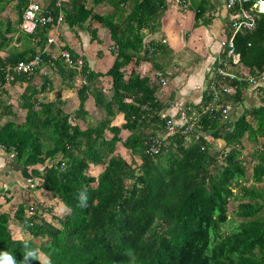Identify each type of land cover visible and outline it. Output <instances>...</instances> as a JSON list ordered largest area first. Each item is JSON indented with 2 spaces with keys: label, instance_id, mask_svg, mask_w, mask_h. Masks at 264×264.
Segmentation results:
<instances>
[{
  "label": "trees",
  "instance_id": "obj_1",
  "mask_svg": "<svg viewBox=\"0 0 264 264\" xmlns=\"http://www.w3.org/2000/svg\"><path fill=\"white\" fill-rule=\"evenodd\" d=\"M80 1L75 11L62 13L63 23L85 28L94 40L97 32L91 29L92 21L109 27L115 48L111 51L116 55L113 65L107 72H94L86 58L65 46L63 50H69L71 58L61 52L55 68L69 86L77 77L83 80L77 90L75 114L64 112L66 102L60 91L51 100L50 78L44 77L40 86L35 84L36 69L15 74V79L27 82L18 101L27 110L25 120L0 124V147L8 156L15 153L13 162L1 172L29 170L31 174L25 178L38 177L36 188L54 193L65 206L58 226L41 215L45 207L20 203L14 213L30 234L25 238L48 255L52 264H264V189L243 183L247 168L242 157L246 135L255 142L264 136V104L247 109L238 118L232 137L219 153L214 152L207 135L219 139L230 131L220 111L200 116L196 124L199 138L178 133L167 150L149 153L151 135L165 131L170 116L163 113L169 104L157 96L158 78L141 76L133 69L126 79V66L134 58L150 60V54L160 49L157 42L144 41L142 29L156 27L168 2L132 0L127 16L115 20L116 15L96 13L93 7H86L85 0ZM127 2L119 0L115 7ZM59 12L55 5L43 12L51 13L54 21L39 24L33 33L0 18V52H5L0 55L1 83L7 82L11 69L21 60L29 61L38 49L44 50L48 32L57 27ZM257 16L255 30L235 36V49L250 69L264 63V14ZM22 21L21 13L17 25L22 27ZM226 54L227 49L223 57ZM247 85L238 83L236 94L225 96V102L240 101V89ZM90 95L103 116L84 128L77 119L88 115ZM209 98L208 91L204 104ZM0 108V120L14 114L11 103L4 101ZM119 113L125 122L113 124ZM249 115L257 121L256 129ZM123 130L129 132L126 137ZM119 144L124 154L118 151ZM253 156V182H263L264 143ZM85 188L88 207L81 208L76 196ZM231 200H240L234 214L241 220L233 232L224 234L222 225L229 220ZM10 220L8 211L0 212V250L10 251L19 262L24 248L13 239Z\"/></svg>",
  "mask_w": 264,
  "mask_h": 264
},
{
  "label": "crops",
  "instance_id": "obj_2",
  "mask_svg": "<svg viewBox=\"0 0 264 264\" xmlns=\"http://www.w3.org/2000/svg\"><path fill=\"white\" fill-rule=\"evenodd\" d=\"M30 1L32 0H0V18L6 21L9 19L18 28L22 29L17 23L21 13L23 19L24 8ZM34 1L41 3L43 12L53 10V5H55L59 8V13L73 12L76 10L77 5L81 3L80 0ZM118 1L105 0L97 3L96 0H85V5L87 8L93 7L96 13L116 15L115 20H120L122 17L127 16V12L132 7V0H127V4L115 7ZM167 2L168 7L163 12L156 27L153 30L146 27L142 29L145 34L144 41L157 42L160 49L154 54H150L152 55L150 60L138 61L137 58H134L126 66L125 78L127 79L133 69L141 76L146 74L152 76L156 71L162 72V76L167 79L168 85H172L169 92L165 87H159L158 98L169 104L163 115L180 119L182 118L181 111L184 109L190 111V114H187L188 116L198 117L204 104L203 97L209 91V85L214 79L217 68L228 59L227 56L223 57L222 55L225 48L221 45V41L230 33L232 14L226 8L225 0H190L187 8H183L176 0H167ZM197 13L198 15H196ZM85 24H89V20ZM90 24L91 29L97 32V39L95 40L91 39L90 33L85 28H71L63 22L60 27L51 29L47 37H53L54 41L46 44L43 53L44 60L41 66L37 68L38 72L34 75V82L38 86L42 84L44 77L52 80L51 100L54 101L56 91H60L62 100L66 102L63 110L71 115H74L78 109L79 97L77 90L83 80L81 77H77L73 81V86H69L57 73L55 59L59 57L65 46L73 49L81 58H86L94 72H107L116 59V55L111 51L115 48L109 27L96 20ZM15 37H17V34ZM164 39L166 42H164ZM17 44L19 45L20 42H17ZM39 50L41 51V48ZM0 55L5 56V52H0ZM248 69L249 67L244 64H235L229 67V70L235 73L246 72ZM105 79H110V76L105 77ZM26 86L27 82L19 79V77L12 82L1 83L0 81V103L4 101L11 103L14 111L13 115L9 114L3 117L0 124H5L8 121L23 122L25 120L27 110L19 107L18 101ZM240 93V101L227 103L229 114L224 118V121L229 123L230 126L227 127V130L230 131L225 132L224 137L219 139L213 135H207L213 145L214 152L219 153L218 151L226 146L228 140L232 137L233 125L247 109L257 108L264 104V83L258 86L248 84L240 89ZM86 109L89 112L88 115L77 119L84 128L88 126L89 122L98 121L103 116L101 108L97 106L92 95L87 100ZM116 118L118 122L114 123L113 121V124L121 125L125 122L120 113ZM248 119L256 129L257 121L252 115H249ZM128 134L127 130L122 131L124 137ZM248 141L255 142L248 135L243 138L244 150L242 157L245 160L247 178L249 179V181L243 183L247 185L256 184L264 188L260 186L262 182L254 183L252 179L253 167L256 163L253 152L259 145L264 143V136H258V141L255 142L258 146L253 151L245 150ZM5 153L4 149L0 147V178H8L4 179L5 184L8 185L5 188H8L11 185L14 186L20 183V180L13 175L15 169H12L13 172L11 171L9 174L1 172V169L8 167L13 162ZM1 187L2 183H0V194L2 193ZM234 190L238 192L237 188ZM235 201L237 205L240 202V200ZM230 217H232L231 214H229V219ZM234 217L237 227L241 219L235 214Z\"/></svg>",
  "mask_w": 264,
  "mask_h": 264
},
{
  "label": "built area",
  "instance_id": "obj_3",
  "mask_svg": "<svg viewBox=\"0 0 264 264\" xmlns=\"http://www.w3.org/2000/svg\"><path fill=\"white\" fill-rule=\"evenodd\" d=\"M183 8H187L190 0H176ZM226 8L231 12V29L230 35L221 41V45L227 49V60L222 62L217 68L214 79L209 85L210 98L209 101L203 104L201 112L198 117H191L187 115V111H181L182 118L177 119L170 116L167 119L165 131L161 134L151 135L147 145V151L151 154H159L163 150H167L172 138L178 133H186L188 135L196 134L199 138L201 133L197 131L196 124L199 117L206 113H215L220 111L224 118L229 114V105L223 99L224 96L234 95L238 89V83H247L251 86H258L264 83V63L261 67L248 69L246 72L235 73L229 70V67L235 64H243L240 52L235 49V36L243 30L252 31L257 27V14H264V0H225ZM54 21V16L51 13L44 14L41 3L37 1H30L24 9L22 29L25 32L33 33L39 24H47ZM64 21V14H60L56 20L57 27H60ZM54 41L53 37L48 38V43ZM164 42L166 40L164 39ZM41 49L35 57L29 61L21 60L9 73L7 81H13L15 74L20 72H32L41 66L43 62V53ZM63 56L71 58L69 50L62 51ZM10 69V67H9ZM153 77L158 78L161 86L168 84L167 79L162 76V72L156 71ZM15 153H11L13 157Z\"/></svg>",
  "mask_w": 264,
  "mask_h": 264
},
{
  "label": "rangeland",
  "instance_id": "obj_4",
  "mask_svg": "<svg viewBox=\"0 0 264 264\" xmlns=\"http://www.w3.org/2000/svg\"><path fill=\"white\" fill-rule=\"evenodd\" d=\"M166 86L165 88L169 92L172 89V85L169 84L167 87ZM177 96H179V94H177ZM167 113L169 112L167 111ZM116 122H118L117 118L114 120V123ZM257 146L258 144L256 145L255 142L248 141L246 144L245 150L253 151ZM118 150L119 152H122L123 154L125 153V150L120 144H119ZM14 171L15 172L13 173V175L16 178H19L20 183L14 186L13 185L9 186L11 187L9 192H6V189H3L1 191L2 193L0 194L1 195L0 212L8 211L11 214L10 228L13 231V235L16 237H24V238L27 236H30L29 232L22 228L21 223L19 222L18 218L15 216V213H14L17 210L19 204L22 202H26L32 205L34 204L35 206L40 205L41 207H45L44 211L41 212V215L47 218L49 221L53 222L54 224H57L58 226H60L58 219L62 217L63 211L65 209V206L63 205L61 200L58 197H56L54 193L50 191L36 188V186L40 182L38 177H30L31 179L30 178L26 179L25 176H30L31 174L29 170L27 171V173L25 172L23 173L17 170H14ZM4 179H8V178L7 177L0 178V183H2L3 188L8 186L5 184ZM33 179L35 180L34 185L32 181ZM247 181H249L248 178H247ZM260 186L264 187V181L260 184ZM22 187H25V188L22 189ZM7 198H9L8 201L6 200ZM236 208H237L236 201L231 200L229 203L228 210H229V214H231L232 217H230V219L222 225V232L225 234L233 232L236 228L237 223L234 217V211L236 210Z\"/></svg>",
  "mask_w": 264,
  "mask_h": 264
},
{
  "label": "clouds",
  "instance_id": "obj_5",
  "mask_svg": "<svg viewBox=\"0 0 264 264\" xmlns=\"http://www.w3.org/2000/svg\"><path fill=\"white\" fill-rule=\"evenodd\" d=\"M10 155V159L14 157H11ZM76 198L79 207H88L89 195L86 188L81 189L77 193ZM13 239L19 240L23 244V260L18 262L10 251L0 250V264H31L33 260L39 261V264H52V260L50 259V257L41 252L38 248H33L31 246V243L26 238L13 236Z\"/></svg>",
  "mask_w": 264,
  "mask_h": 264
}]
</instances>
